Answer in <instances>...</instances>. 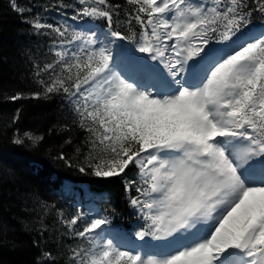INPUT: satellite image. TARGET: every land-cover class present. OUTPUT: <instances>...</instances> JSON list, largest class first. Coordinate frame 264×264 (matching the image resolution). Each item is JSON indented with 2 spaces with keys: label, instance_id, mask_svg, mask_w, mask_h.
Segmentation results:
<instances>
[{
  "label": "snow or ice",
  "instance_id": "6c2138e0",
  "mask_svg": "<svg viewBox=\"0 0 264 264\" xmlns=\"http://www.w3.org/2000/svg\"><path fill=\"white\" fill-rule=\"evenodd\" d=\"M127 3L142 29L136 51L156 62L158 78L139 63L118 70L111 47L97 46L93 34L69 33L36 16L25 21L37 34L48 29L59 37L57 59L36 75L49 73L50 82L38 81L43 96H66L74 122L89 133L79 171L123 178L139 170V182L127 180L125 188L135 186L130 203L145 221L136 236L155 253L122 248L106 235V217L85 220L77 212L61 217L86 242L70 250L69 264H264V31L248 28L253 12L264 14V0L255 8L248 0ZM79 4L77 17L112 25L107 9L118 6ZM11 6L23 18L25 9L15 0ZM109 35L129 39L115 30ZM212 41L224 47L212 48ZM25 138L33 145L43 140L25 132L13 143Z\"/></svg>",
  "mask_w": 264,
  "mask_h": 264
},
{
  "label": "trees",
  "instance_id": "16d2710c",
  "mask_svg": "<svg viewBox=\"0 0 264 264\" xmlns=\"http://www.w3.org/2000/svg\"><path fill=\"white\" fill-rule=\"evenodd\" d=\"M24 8L23 18L11 6V0H0V264H49L44 253L54 258V264H69L71 249L86 243L66 229L61 217L77 213L72 201L58 193L63 179L86 184L92 190H105L110 202L106 213L115 222L128 226L134 220L128 209L125 182L133 175L102 178L79 167L89 151V133L74 122L71 105L63 94L43 96L38 68L57 59L53 53L55 33L42 29L37 34L25 21L33 16L41 22L56 25L54 15L72 18L78 12L79 0H15ZM252 8L256 0H248ZM112 25H104L130 37L141 34L134 19L135 6L127 0H108ZM30 9V11H29ZM251 22L264 21V14L253 12ZM60 66H56L59 71ZM41 93V98H33ZM20 95V99L12 97ZM18 119H14L16 116ZM30 132L43 136L33 145L13 143L14 137ZM63 155L65 159H59ZM71 165V166H70ZM131 168V167H130ZM135 196V190L131 193ZM83 228L82 223L76 226Z\"/></svg>",
  "mask_w": 264,
  "mask_h": 264
},
{
  "label": "rangeland",
  "instance_id": "374dc122",
  "mask_svg": "<svg viewBox=\"0 0 264 264\" xmlns=\"http://www.w3.org/2000/svg\"><path fill=\"white\" fill-rule=\"evenodd\" d=\"M70 23L71 25H74L78 29H80V33L82 34H93L92 39L95 40L97 46H109L112 49L113 56H120L121 59H124V63H121L124 65L125 63H132V64H142L144 68L148 69L150 64L152 63L151 60L146 59V55L143 53H139L136 51L137 48V42L133 43H125L121 42L119 40H115L113 37H111L108 33L110 31L108 30H101L97 18L90 20L89 22H84V24L80 23H71L70 21H66ZM71 45H68L67 48L70 50ZM127 59H125V58ZM154 62V61H153ZM190 63V61H189ZM191 64V63H190ZM139 177V175H138ZM140 179V177H139ZM68 188L65 191V188ZM64 191L72 196H75L78 200L79 206L85 208V219L87 220L89 217H94V216H104L103 212L97 209L96 203L94 200H92L91 196L88 194V189L86 187H83L82 189L79 188L77 189L75 185H65L64 186ZM96 213V214H95ZM109 221V220H108ZM106 235L115 239L116 242L120 245L123 246V244L120 242L121 238L123 237V233L118 231L116 228L111 226L110 221L109 224L106 225ZM154 243V242H153ZM137 246H141L139 242H135ZM142 248L139 250L143 255H144V250L145 246H141Z\"/></svg>",
  "mask_w": 264,
  "mask_h": 264
}]
</instances>
